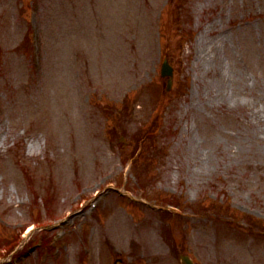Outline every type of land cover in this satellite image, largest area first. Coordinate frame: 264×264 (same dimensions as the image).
<instances>
[{"label":"rangeland","instance_id":"1","mask_svg":"<svg viewBox=\"0 0 264 264\" xmlns=\"http://www.w3.org/2000/svg\"><path fill=\"white\" fill-rule=\"evenodd\" d=\"M182 253L264 264V0H0V264Z\"/></svg>","mask_w":264,"mask_h":264},{"label":"water","instance_id":"2","mask_svg":"<svg viewBox=\"0 0 264 264\" xmlns=\"http://www.w3.org/2000/svg\"><path fill=\"white\" fill-rule=\"evenodd\" d=\"M169 69V72L167 71ZM171 73V68L168 66L167 63H165L164 66V74ZM183 264H194L193 261L188 256H182L181 257Z\"/></svg>","mask_w":264,"mask_h":264}]
</instances>
